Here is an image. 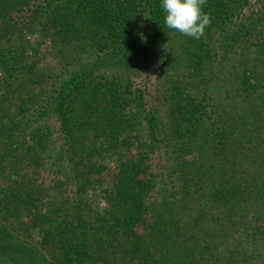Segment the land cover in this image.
<instances>
[{
  "label": "trees",
  "instance_id": "trees-1",
  "mask_svg": "<svg viewBox=\"0 0 264 264\" xmlns=\"http://www.w3.org/2000/svg\"><path fill=\"white\" fill-rule=\"evenodd\" d=\"M255 2L259 9L251 7L245 15L250 19L237 23L233 0H206L202 6L218 29L208 49L212 73L218 72L206 75L196 96L184 75L194 79L191 71L203 61L205 44L179 33L178 46L177 31L161 23L160 0H0V63L10 74L21 70L39 79L26 55L32 45L20 39L31 22H40L55 42L75 41L87 52L80 73L66 78L69 62L41 95L45 102L51 93L45 113L55 111L63 141L44 122L30 131L47 152L37 156L30 146L25 157L36 168H48L51 185L36 184L30 169L23 182L13 169V188L0 184V221H17L27 236L40 228L46 248L68 264H98L106 253L117 264H264V0ZM19 6L33 10L23 25L10 15ZM3 29L16 34L17 45L1 44ZM247 46L250 59H239ZM158 50L165 57L160 65L174 71L171 97L180 115L170 128L162 125L158 109L135 111L129 104L138 99L144 106L145 96L134 92L128 76L108 79L100 68L101 53L109 55L104 63L116 64L152 59ZM234 81L230 95L225 86ZM216 84L223 90L215 91ZM159 149L163 164L153 170ZM2 172L0 167L5 179ZM145 221L147 232L140 231ZM16 242L9 251L15 256L24 247L23 240Z\"/></svg>",
  "mask_w": 264,
  "mask_h": 264
},
{
  "label": "rangeland",
  "instance_id": "rangeland-1",
  "mask_svg": "<svg viewBox=\"0 0 264 264\" xmlns=\"http://www.w3.org/2000/svg\"><path fill=\"white\" fill-rule=\"evenodd\" d=\"M233 2H237V8L232 22L245 18V15H248L252 10L251 7L259 9L260 4L259 2H255V0H233ZM19 7L22 8L11 10L10 15L14 20H18L20 24L23 25L29 21V15H32L33 10L28 9L27 6ZM245 19L248 20L250 18ZM40 21L42 23L43 18H41ZM157 21L158 19H154V22ZM161 23L164 26V23ZM207 26L208 32H206ZM207 26L204 29L203 35L198 39L200 44H205L202 47V52H200V58L203 61L199 68L191 71V73L194 74L193 80L189 79L188 74L184 75L187 76L184 81L186 84L188 83V92L196 96L201 94V90L204 87L202 81H204L206 75L213 74L215 76L218 72L212 73L213 65L210 57L213 50H208L209 48L212 49L215 38L218 35V29L215 25L210 24ZM178 35L179 32L177 31L179 46L182 42V38ZM15 37L16 34H12V31L6 32V30H4L1 37V44L5 47L7 44H10L11 47L12 44L17 45L18 41L15 40ZM20 39L23 43L26 44V41H28L32 45L26 52V55L29 57L30 62L36 64L34 70L38 74L39 79L34 80L29 78V73H23L21 70L16 71L14 75L10 74L0 63V167L4 171L2 173L7 176L5 179L0 177V184H2L3 187L9 186L13 188L15 184L12 181L17 177V175L12 174L13 169L18 171L23 182L25 181V171L30 169V173L33 175L32 177L35 178L36 184L46 187L52 183L50 180L52 174L50 175L48 173V168L44 170L43 168L39 169L34 167V164L28 163V156H25L31 146L30 153L37 156L39 154L41 157H44L47 152V146H44L43 142L39 141L38 138H35L37 142L31 140L33 133H30V131L36 124L44 122L46 125L49 124L51 126L53 131L52 137L58 140L57 142L59 143L63 141L64 136L60 128L61 121L56 116L55 111L50 110L45 113L46 101L51 93L43 97L45 102L41 100V95L52 83H56L60 79V76L63 74L64 66L69 62L71 63V66L69 65L71 70L70 75L68 71H65L66 78L71 79L72 76L80 73L86 61L87 52L83 51L79 45H76L75 41L68 42V44L64 45L59 38H57L58 42L50 39L43 31L40 22L25 24ZM206 42H209L208 48L206 47ZM247 48L248 54L244 52L239 55V59H242V56L246 60L250 59L249 57L252 50L250 46H247ZM105 59H109V55L107 53H101V57H99L101 62L100 68L107 73L105 77L109 79L111 75L124 73L130 78L134 92L136 93V89H140L141 92H143L145 96L143 102L144 106L138 105V99H132L129 102L130 105L135 107V111L143 107L147 112L148 108L154 107L156 110H159L157 114L162 125L165 128H170L172 123L174 124L177 115L180 114H178V108L174 105L175 99L171 97L173 91L170 87L173 85L171 84L172 78L169 77V75H174V71L169 69L167 64L160 65L162 60L165 59L164 55L158 50L155 51L152 59L145 58L143 60L142 57H139L137 59H131L130 61L128 60V62L119 59L116 64H113L112 60H108L107 63H104ZM236 81L225 86V88H228L230 95L233 94L231 90L234 88ZM193 83L195 84L194 87H192ZM90 87L91 83L87 89L85 86V93H89ZM213 89L215 91L223 90L219 84H216ZM183 91L186 90L183 89ZM227 93L224 95H227ZM127 94L129 93L127 92ZM10 119H12L11 122H9ZM140 120H143L141 115H139L138 121ZM10 126L11 128H9ZM200 129L201 128L198 127L196 132H198V130L200 131ZM39 135H41V131H39ZM161 153L162 151L160 149L157 150L151 159L153 170H159L163 164ZM94 154L96 153L93 152V155ZM13 156H15V158H13ZM37 161V165L41 167L43 162L41 159H37ZM54 162L58 163L56 155ZM171 163L170 161L169 165H171ZM154 191L151 193L152 195H154ZM93 205L95 206L96 203ZM104 205V201H101V206L103 207ZM146 223H148V221L144 222L140 227V231L147 232V230H145ZM17 225V221L12 219L6 220V223L0 221V243L2 246L7 247L8 252L10 248H16L17 240H23L24 243V247L22 248L23 251L21 250L20 252L22 256L19 253H17L16 256L11 252L7 254L0 246V264H68L61 256L53 255L49 251V249H51L50 246H48V249L46 248L40 228H35L29 233V236H27L20 232V228ZM98 264H117V262L111 257V254L106 253V257L98 258ZM119 264H151V260L125 259ZM152 264H154V262H152Z\"/></svg>",
  "mask_w": 264,
  "mask_h": 264
},
{
  "label": "clouds",
  "instance_id": "clouds-1",
  "mask_svg": "<svg viewBox=\"0 0 264 264\" xmlns=\"http://www.w3.org/2000/svg\"><path fill=\"white\" fill-rule=\"evenodd\" d=\"M206 0H160L164 12L163 23L182 35L199 39L205 27L210 24V16L203 11ZM142 40L145 38L142 36Z\"/></svg>",
  "mask_w": 264,
  "mask_h": 264
}]
</instances>
